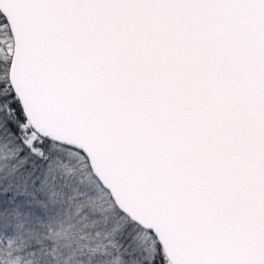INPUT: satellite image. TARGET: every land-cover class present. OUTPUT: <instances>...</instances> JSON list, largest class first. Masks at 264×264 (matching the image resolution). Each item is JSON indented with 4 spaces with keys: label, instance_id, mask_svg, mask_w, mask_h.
<instances>
[{
    "label": "snow or ice",
    "instance_id": "obj_1",
    "mask_svg": "<svg viewBox=\"0 0 264 264\" xmlns=\"http://www.w3.org/2000/svg\"><path fill=\"white\" fill-rule=\"evenodd\" d=\"M0 264H264V0H0Z\"/></svg>",
    "mask_w": 264,
    "mask_h": 264
}]
</instances>
